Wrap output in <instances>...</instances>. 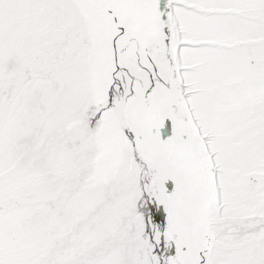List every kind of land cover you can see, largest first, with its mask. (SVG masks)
I'll use <instances>...</instances> for the list:
<instances>
[{"label": "snow or ice", "instance_id": "6c2138e0", "mask_svg": "<svg viewBox=\"0 0 264 264\" xmlns=\"http://www.w3.org/2000/svg\"><path fill=\"white\" fill-rule=\"evenodd\" d=\"M0 264H264V0H0Z\"/></svg>", "mask_w": 264, "mask_h": 264}]
</instances>
